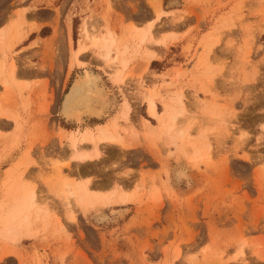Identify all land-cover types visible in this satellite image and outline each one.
<instances>
[{"label":"rangeland","instance_id":"1","mask_svg":"<svg viewBox=\"0 0 264 264\" xmlns=\"http://www.w3.org/2000/svg\"><path fill=\"white\" fill-rule=\"evenodd\" d=\"M0 264H264V0H0Z\"/></svg>","mask_w":264,"mask_h":264},{"label":"bare ground","instance_id":"2","mask_svg":"<svg viewBox=\"0 0 264 264\" xmlns=\"http://www.w3.org/2000/svg\"><path fill=\"white\" fill-rule=\"evenodd\" d=\"M97 37L93 34H89L88 32H85V38H86V41L90 43V47L96 48L97 50H105V54L107 53L106 55L108 57L109 51L115 44L114 37L112 36V34H108V33L107 35L103 36L101 39ZM87 48L88 47L80 45L76 50L73 51L72 60L77 65H82V63L79 61V57L81 54H83L86 51ZM152 57H156V56H152ZM84 72L85 73L81 75L80 78L76 79L73 86L70 88L67 95L65 96L63 111H62V114L67 120H74L78 122V124L82 122L83 116L100 118V116L102 115V112H104L105 110L104 108L106 107V106H101L99 104V100L103 97L102 95L103 92L99 89V87L94 86L95 84L94 82L97 81L98 77H96L90 72L89 73L86 71ZM181 109H182L181 111L180 109L177 111L178 112L177 116L178 115L180 116L183 113L182 112L183 108ZM147 111H148V114L153 118L159 119V117L161 116V114L157 111L155 102L151 98L147 100ZM128 114L129 113H126L124 116L126 120L128 119ZM174 117L175 116H172L173 119ZM79 130L75 131L74 134L70 138V147H71V150L73 151V157L79 163L85 162L87 158H92V157L97 156V154H99L98 144L100 143L102 144L103 142L108 143V144H121L122 139H123V138L121 139V137H119L118 135L108 132L106 130V127L100 124H97L93 129L86 128L82 131H79ZM83 142H88V143L90 142L92 145V150L94 151H92V153L91 152L90 153L80 152L81 149H79V146ZM85 186L86 185H82V184L77 185L76 190L79 192H86ZM64 188H65V185H62L60 187V190H59L61 191L60 193L65 191ZM31 198L32 197H30V199ZM63 198H64V195H63Z\"/></svg>","mask_w":264,"mask_h":264},{"label":"crops","instance_id":"3","mask_svg":"<svg viewBox=\"0 0 264 264\" xmlns=\"http://www.w3.org/2000/svg\"><path fill=\"white\" fill-rule=\"evenodd\" d=\"M152 118H153V117H152ZM100 144H101V143H100ZM102 144H103V143H102ZM102 144H101V145H102ZM105 144H107V143H105ZM103 145H104V144H103ZM115 145H116V146H119L118 144H115ZM99 146H100V145H99ZM85 152H86V153H90V152H92V145H91V144L89 145V148H87V150H85Z\"/></svg>","mask_w":264,"mask_h":264}]
</instances>
